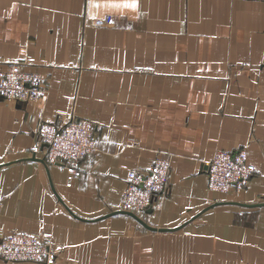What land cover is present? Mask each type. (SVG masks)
<instances>
[{"label": "crops", "instance_id": "0c3cea01", "mask_svg": "<svg viewBox=\"0 0 264 264\" xmlns=\"http://www.w3.org/2000/svg\"><path fill=\"white\" fill-rule=\"evenodd\" d=\"M10 62L46 93L0 100V235L49 234L48 264H264V205H246L264 203V0H0ZM71 116L95 123L97 148L69 180L26 158L39 122ZM237 148L255 168L245 188L210 190L205 165ZM157 156L167 188L139 217L176 228L105 216Z\"/></svg>", "mask_w": 264, "mask_h": 264}, {"label": "built area", "instance_id": "2783aa9c", "mask_svg": "<svg viewBox=\"0 0 264 264\" xmlns=\"http://www.w3.org/2000/svg\"><path fill=\"white\" fill-rule=\"evenodd\" d=\"M108 15L95 18L96 26L107 24ZM46 88L38 73L22 71L20 64L10 62L0 69V100L29 101L44 97ZM34 141L29 147L30 156L42 152L47 163H60L70 180L79 172L80 161L97 148L95 123L88 118L71 116L62 123L41 121L34 133ZM210 190L220 193L239 192L245 188L254 173V165L247 161L245 149H217L204 167ZM169 164L162 156L144 171L132 169L122 190L119 209L137 215L152 207L157 196L166 191ZM54 250L47 233L40 236L23 231H13L0 235V259L22 264L37 261L48 264L53 259Z\"/></svg>", "mask_w": 264, "mask_h": 264}, {"label": "water", "instance_id": "95a60500", "mask_svg": "<svg viewBox=\"0 0 264 264\" xmlns=\"http://www.w3.org/2000/svg\"><path fill=\"white\" fill-rule=\"evenodd\" d=\"M26 159H28V160H37V161H40V162L45 164V162H44V160L42 158L35 157L34 155H31V156L27 157ZM246 205H248V206H260V205H264V203H255V204H246ZM146 211L150 212L151 208L146 209ZM117 213L127 214V215L131 216L132 218H134L141 225H143L144 227H146L148 229H151V230L166 231V230H174L176 228V227L175 228H157V227H153V226L149 225L148 223H146L141 217H139V215H137V214H135V213H133L131 211H126V210H121V209L120 210L111 211L108 214H106L105 216L113 215V214H117Z\"/></svg>", "mask_w": 264, "mask_h": 264}, {"label": "snow or ice", "instance_id": "6c2138e0", "mask_svg": "<svg viewBox=\"0 0 264 264\" xmlns=\"http://www.w3.org/2000/svg\"><path fill=\"white\" fill-rule=\"evenodd\" d=\"M114 7H118L119 5H113ZM137 5L135 3H131V4H124L123 7H126V8H135ZM97 7H99V5H97Z\"/></svg>", "mask_w": 264, "mask_h": 264}]
</instances>
